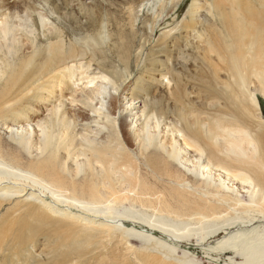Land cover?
<instances>
[{
    "label": "bare ground",
    "instance_id": "obj_1",
    "mask_svg": "<svg viewBox=\"0 0 264 264\" xmlns=\"http://www.w3.org/2000/svg\"><path fill=\"white\" fill-rule=\"evenodd\" d=\"M44 1L48 10L24 0L22 10L0 3V229L15 238L3 211L10 204L26 238L46 232L47 243L75 251L69 264H198L183 244H201L237 222L264 220L258 100L264 97V0L194 1L182 28L196 43L183 40L205 65L199 68L204 98L196 105L190 97L182 73L169 65L168 46L164 60L152 58V67L126 89L131 103L135 95L142 98L138 124L115 117L120 107L114 95L139 65L145 44L132 55L133 8L124 27L117 21L111 28L78 25L87 31L72 39L61 6ZM169 1H157L150 33L168 14ZM82 5L84 17L94 19V8ZM202 9L213 21L200 17ZM178 45L179 39L173 48ZM78 61L86 69L92 63L108 83L89 76L87 84L94 85L75 96L69 65ZM156 71L172 83L170 103L156 90ZM67 90L69 103L63 100ZM160 125L164 129L156 131ZM46 196L50 201L43 204ZM207 249L206 255L229 254L239 264H264V226L237 231Z\"/></svg>",
    "mask_w": 264,
    "mask_h": 264
},
{
    "label": "rangeland",
    "instance_id": "obj_2",
    "mask_svg": "<svg viewBox=\"0 0 264 264\" xmlns=\"http://www.w3.org/2000/svg\"><path fill=\"white\" fill-rule=\"evenodd\" d=\"M24 1H26L27 4L31 6H35L39 9L43 8L45 10H48L50 7V5L46 4L44 0H24ZM63 1L64 0H52L54 5L61 6L59 14L61 13L62 14L60 16L61 17L66 16L64 18V21H62V23H67L71 28L73 27L74 30H72V33H70V35L67 36L72 39L78 38L81 35H85L87 30L85 29L86 30L85 31L84 29L83 30L79 29L80 25L83 26L89 25L95 28L102 24L103 26H105V28L107 27L111 28V24L117 21L120 27H124L127 23L126 18H127L128 9L133 8L135 14L134 28L136 29V34L134 38L135 50L134 52H132V55L134 56L137 55V53L139 52L140 44L144 42L145 44H144V48L140 51L138 57L139 65L137 66V68L136 67L131 68L132 73L126 79L122 90H120L117 93L114 92V95L117 97V99H119L117 100V105L118 107H120L119 111L116 113L115 116L116 118L118 116H121L126 118V120L129 122L131 121V118L133 122L139 119V116L141 115L140 112L141 108L140 107L138 108V105L141 104L142 98L134 94L138 98L131 103V101L128 100V97H130L131 95L129 94L128 97H126L125 95L126 93L129 92L128 91L129 89L128 90L126 89L130 87L131 83L134 81V79L138 77L141 71L147 69L149 70L152 67L150 64L152 58L157 56L159 59L164 60L163 52L165 51L166 48H168V46L172 47L173 50V54L171 55V59L169 60V65L171 66L173 65V70L176 74L179 75V73L180 74L182 73L181 79L184 85H187L185 89L187 88V92L189 93L190 97L193 98L195 104L199 105L200 100L203 99L205 95L203 90H201V85H202L201 83L202 80H204V78L201 76L202 80L200 79L201 74L199 72V68L202 67L205 68V65L203 64L201 58L198 56L196 50L191 45L196 43V39L193 38L191 33L186 32L182 28V24L184 20L188 18L186 12L188 11L189 7L192 5L194 1H199V3L202 4L205 3L207 0H180L178 5L176 6H174L175 3L168 0L169 3H167V5L169 6L167 7L169 8H167L165 12V13L168 12V14L164 15L163 13L161 16L162 19H160V17L157 18V20L160 19V21L154 25V31L152 33H150L149 31V27L152 23V19L150 18H152L153 15H156V17L158 15L156 13L158 0H143V1L135 0V3H132L133 0H67L69 3V7L68 4L65 5ZM175 1L177 3V0ZM170 2L173 3L172 6L170 5L171 4ZM0 3L1 4L6 3L7 4L6 6H10L12 10L14 9L18 10L12 6L14 4L15 6H19V10L20 8L21 10L22 8H24V4H22L20 0H0ZM80 3L86 4V5H82L84 9H86L89 5L90 7H93L96 17L94 19L85 18L80 7L78 6ZM20 4H22L23 6ZM66 12L70 14L68 15ZM97 14L99 15L98 17ZM198 14L203 19L204 17H207L208 21H213L211 20L212 18L209 17V15L204 9L199 11ZM49 15L51 16V14ZM72 16L73 19L75 18L74 21L70 19V17ZM77 16L78 18H76ZM53 17L55 18L56 14H54ZM66 19L68 21L70 20L69 22L71 23L69 24V22ZM121 29L125 30L123 28ZM162 37L166 38L165 44H163L162 42ZM184 37H186V39L190 41L191 43L190 46L185 47L184 45L185 42L183 40ZM177 39H179V45L175 46L176 48H173V44ZM150 50L155 54L150 55L149 54ZM180 50L182 51L184 50V55L185 54L187 55L188 53L189 56L181 58L182 56L180 54ZM86 64H87L86 62L78 61L74 64L69 65L71 70L76 76V78L70 80V84H69V86L72 89H75L74 90L75 96L80 92H82V90H85L89 86L94 85V82L93 84L92 83L87 84L86 78L89 76L95 77L93 80L95 82L104 81L108 83L107 80L108 78L105 77L104 79L101 73L94 70V67H92L93 66L92 63L90 67L87 69L85 67ZM133 64H134V60H132L131 65ZM88 69L89 71L92 72L88 73ZM154 74L155 76L153 82L155 84L156 90L158 91V93H161L163 96H166L165 97L166 102L169 103L172 102L171 99L168 100L169 94L167 90L172 85V83L169 82L168 76L161 77V75L157 73V71ZM79 78L80 80H78ZM167 82L168 85H166ZM86 84H87V88H86ZM55 91L58 92V89H55ZM131 91L132 90H130V92ZM68 94H69L68 90L66 92L64 91L65 96L63 100L66 102H68L67 100H65L66 96L70 100ZM55 97L57 96L55 95ZM258 100H259L260 110L263 113V117H264V97L258 95ZM71 104L76 108H78L79 105L80 108L85 110V113L88 112L87 109H85L81 104L77 102H72ZM139 122L140 120H137L136 124H138ZM152 126L154 125H151V130H152ZM130 127L133 126L129 125L127 126V129H129ZM161 129H164V127L160 125L159 128H156L155 130L160 131ZM221 179L223 178L221 177ZM225 183H230V182H228V180H225ZM242 191L244 190L242 189ZM17 197L21 199L23 198L19 195H16L14 196V200H16ZM46 201L47 202L50 201L49 196H46L45 199H41V202L43 204H45ZM3 206H4L3 211L5 214V218L8 219V227L15 230L17 237L15 236V238L12 239L11 236L9 235L10 232L9 229L6 227L0 229V264H69V261L71 259L77 258V255L74 250L68 249L63 251L60 250L58 244H55L53 242L47 243L49 237H46L47 236L46 232H40L39 234L33 236L32 238H26L25 228L20 227V225H18L16 222L13 221V219L17 218L18 212H14V211L11 212V209L14 210H18V209L11 207L10 204H4ZM28 219L29 218H27V220ZM234 225L235 226H232L229 229L221 230V232L217 236L212 237L210 239H206L201 244H197V245L194 243L183 244L182 248L187 249L186 251L190 252V254H188L189 257L195 256L196 257L195 260L198 261L197 262L198 264H239V259L236 258L235 256L233 257L232 260L229 261L228 258L229 254L216 255L214 253L215 255L214 254L206 255L208 251L207 248L215 246L219 241H223L227 236L232 235L237 231L243 229L246 230L247 228L255 227V226H264V220L256 219L253 221V224H244L241 222H237ZM147 234H150V231ZM157 236L159 237V234ZM163 240L167 241L165 237H163ZM175 245L179 246L180 244L178 245V243H175ZM179 255H180V251L179 249H176L174 256L178 257Z\"/></svg>",
    "mask_w": 264,
    "mask_h": 264
}]
</instances>
